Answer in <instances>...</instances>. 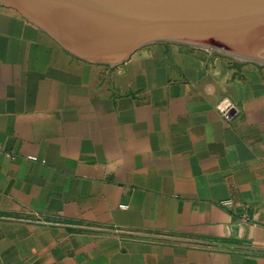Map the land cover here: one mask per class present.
<instances>
[{
  "label": "crops",
  "instance_id": "obj_1",
  "mask_svg": "<svg viewBox=\"0 0 264 264\" xmlns=\"http://www.w3.org/2000/svg\"><path fill=\"white\" fill-rule=\"evenodd\" d=\"M208 51L92 62L0 2V264H264V71Z\"/></svg>",
  "mask_w": 264,
  "mask_h": 264
},
{
  "label": "water",
  "instance_id": "obj_2",
  "mask_svg": "<svg viewBox=\"0 0 264 264\" xmlns=\"http://www.w3.org/2000/svg\"><path fill=\"white\" fill-rule=\"evenodd\" d=\"M67 51L115 65L183 43L264 64V0H0Z\"/></svg>",
  "mask_w": 264,
  "mask_h": 264
},
{
  "label": "built area",
  "instance_id": "obj_3",
  "mask_svg": "<svg viewBox=\"0 0 264 264\" xmlns=\"http://www.w3.org/2000/svg\"><path fill=\"white\" fill-rule=\"evenodd\" d=\"M218 110L221 116L226 120H231L234 118L235 114L238 112L237 106L230 100L224 99L218 104ZM1 147V144H0Z\"/></svg>",
  "mask_w": 264,
  "mask_h": 264
},
{
  "label": "rangeland",
  "instance_id": "obj_4",
  "mask_svg": "<svg viewBox=\"0 0 264 264\" xmlns=\"http://www.w3.org/2000/svg\"><path fill=\"white\" fill-rule=\"evenodd\" d=\"M207 50H209L208 52H213V53L222 55L227 60H229V62L232 63V64H239V65H242V66H251V67L253 66L255 68L258 67V68H260L261 70L264 71V64L253 62V61H249V60H245V59L236 58V57L229 56V55H226V54L214 51V50H210V49H207Z\"/></svg>",
  "mask_w": 264,
  "mask_h": 264
}]
</instances>
